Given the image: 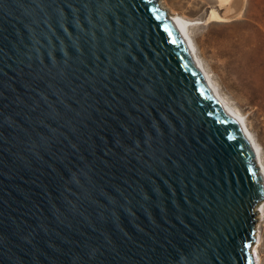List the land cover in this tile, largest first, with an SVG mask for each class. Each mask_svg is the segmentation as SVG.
<instances>
[{
    "label": "water",
    "instance_id": "water-1",
    "mask_svg": "<svg viewBox=\"0 0 264 264\" xmlns=\"http://www.w3.org/2000/svg\"><path fill=\"white\" fill-rule=\"evenodd\" d=\"M156 0H0V264H254L264 184Z\"/></svg>",
    "mask_w": 264,
    "mask_h": 264
},
{
    "label": "rangeland",
    "instance_id": "rangeland-1",
    "mask_svg": "<svg viewBox=\"0 0 264 264\" xmlns=\"http://www.w3.org/2000/svg\"><path fill=\"white\" fill-rule=\"evenodd\" d=\"M161 1L168 12L199 22L191 28L198 55L247 119L264 160V0ZM257 226L254 264H264V220Z\"/></svg>",
    "mask_w": 264,
    "mask_h": 264
},
{
    "label": "bare ground",
    "instance_id": "bare-ground-1",
    "mask_svg": "<svg viewBox=\"0 0 264 264\" xmlns=\"http://www.w3.org/2000/svg\"><path fill=\"white\" fill-rule=\"evenodd\" d=\"M158 2L159 7L161 9L167 11L166 7L164 6L163 2L161 0H156ZM168 17L173 19L175 22H178L181 24L183 30L180 34L181 38L183 39L188 51L191 54L192 59L194 60V63L201 73V76L203 77L205 83L207 84L208 89L210 90V93L212 94L214 100L236 121V123L241 127L243 130L249 145L251 149L253 150L255 154V166L258 169L259 175L262 176V183L264 184V160H263V151L261 149V146L256 141L254 135L252 134L247 119H245V116L240 112V110L232 105V103L221 93L219 87L217 86L216 82L213 80L211 75L207 72L205 65L203 61L200 59L198 55V49L195 44V41L191 35V28L195 24H198L199 22L190 20L188 18H185L178 14H172L171 12H168ZM212 17H217L216 14L213 12ZM256 219L257 223L261 224L264 220V199L261 201L257 208H256ZM256 227L258 228L257 224ZM260 232L257 231V235L259 237ZM255 246V245H253ZM254 249V252H252L253 257L255 259L256 255V247H252V251Z\"/></svg>",
    "mask_w": 264,
    "mask_h": 264
}]
</instances>
